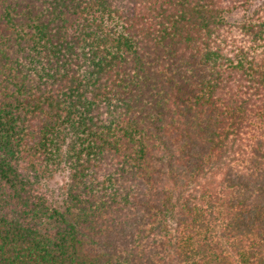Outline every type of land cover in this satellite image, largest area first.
Masks as SVG:
<instances>
[{
  "label": "trees",
  "instance_id": "16d2710c",
  "mask_svg": "<svg viewBox=\"0 0 264 264\" xmlns=\"http://www.w3.org/2000/svg\"><path fill=\"white\" fill-rule=\"evenodd\" d=\"M0 264H264V0H0Z\"/></svg>",
  "mask_w": 264,
  "mask_h": 264
},
{
  "label": "rangeland",
  "instance_id": "374dc122",
  "mask_svg": "<svg viewBox=\"0 0 264 264\" xmlns=\"http://www.w3.org/2000/svg\"><path fill=\"white\" fill-rule=\"evenodd\" d=\"M46 184V186L49 185L48 187L52 188L55 195H58L61 193L60 190H62L61 188L63 187V177L59 174H55Z\"/></svg>",
  "mask_w": 264,
  "mask_h": 264
}]
</instances>
